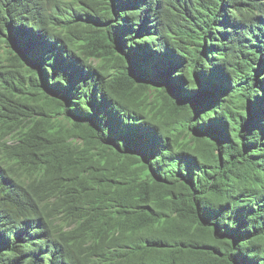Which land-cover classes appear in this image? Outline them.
Returning a JSON list of instances; mask_svg holds the SVG:
<instances>
[{
    "label": "trees",
    "instance_id": "16d2710c",
    "mask_svg": "<svg viewBox=\"0 0 264 264\" xmlns=\"http://www.w3.org/2000/svg\"><path fill=\"white\" fill-rule=\"evenodd\" d=\"M0 264H264V0H0Z\"/></svg>",
    "mask_w": 264,
    "mask_h": 264
},
{
    "label": "rangeland",
    "instance_id": "374dc122",
    "mask_svg": "<svg viewBox=\"0 0 264 264\" xmlns=\"http://www.w3.org/2000/svg\"><path fill=\"white\" fill-rule=\"evenodd\" d=\"M90 60L92 61L93 64L99 63V60L96 59V58H91ZM226 74L231 75L229 71L228 72H226V71H222L221 72L222 82L226 81V79H227V75ZM227 94L228 95L225 96L226 99L223 98L224 96L222 97V99H225L224 100V105H222V106L225 107L226 110L228 109V111H230V109L233 107V105H235V102H236L237 98H236V96H234V97H231V95L229 96L230 93H227ZM238 125H239V123H238ZM235 130L237 131V133H239L242 129L235 127Z\"/></svg>",
    "mask_w": 264,
    "mask_h": 264
},
{
    "label": "bare ground",
    "instance_id": "6f19581e",
    "mask_svg": "<svg viewBox=\"0 0 264 264\" xmlns=\"http://www.w3.org/2000/svg\"><path fill=\"white\" fill-rule=\"evenodd\" d=\"M136 66V65H135ZM138 68V67H137ZM122 70V69H121ZM136 71V70H135ZM135 73V72H134ZM171 85V84H170ZM172 86V85H171ZM175 89V88H174ZM180 90V89H179ZM213 93V92H212ZM183 95V94H182ZM193 97V96H192ZM185 98V97H184Z\"/></svg>",
    "mask_w": 264,
    "mask_h": 264
},
{
    "label": "clouds",
    "instance_id": "9594fccd",
    "mask_svg": "<svg viewBox=\"0 0 264 264\" xmlns=\"http://www.w3.org/2000/svg\"><path fill=\"white\" fill-rule=\"evenodd\" d=\"M232 89H233V88H232ZM232 89L229 90V91H230L229 93H231V90H232Z\"/></svg>",
    "mask_w": 264,
    "mask_h": 264
}]
</instances>
